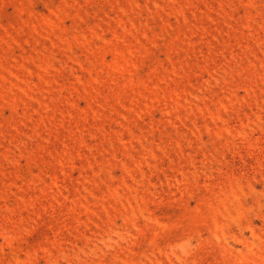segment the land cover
Masks as SVG:
<instances>
[{"label":"rangeland","instance_id":"obj_1","mask_svg":"<svg viewBox=\"0 0 264 264\" xmlns=\"http://www.w3.org/2000/svg\"><path fill=\"white\" fill-rule=\"evenodd\" d=\"M0 264H264V0H0Z\"/></svg>","mask_w":264,"mask_h":264}]
</instances>
